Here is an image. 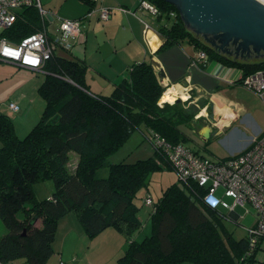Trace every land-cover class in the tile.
Wrapping results in <instances>:
<instances>
[{
    "label": "trees",
    "instance_id": "16d2710c",
    "mask_svg": "<svg viewBox=\"0 0 264 264\" xmlns=\"http://www.w3.org/2000/svg\"><path fill=\"white\" fill-rule=\"evenodd\" d=\"M148 1L159 10L156 31L164 41L161 50L188 43L198 53L205 52L208 62L241 69L242 77L264 69V56L225 55L190 30L175 5ZM47 25L35 5L23 7L14 24L1 30L0 38L20 43ZM59 50L40 68L45 78L38 91L46 105L29 133L20 137L11 118L0 113V218L9 230L0 236V264L21 258L28 264H46L57 253L53 242L59 220L72 211L91 237L110 227L124 233L127 245L118 264H264L257 260L264 234L252 235L254 226L237 238L227 224L239 221H233L224 207H208L202 200L206 190L196 182L167 187L159 201L149 205L151 235L141 241L133 236L143 226L135 201L138 188L148 184L153 170L173 169L157 147V138L186 145L191 137L185 129L196 114L181 100L160 104L167 87L159 81L151 59L131 65L110 94H100L87 84L86 62ZM136 130L151 141L154 155L132 163L111 162L109 157ZM72 158L76 165L70 170ZM103 168L108 169L106 177L99 176ZM50 179L54 192L36 199L34 184Z\"/></svg>",
    "mask_w": 264,
    "mask_h": 264
},
{
    "label": "crops",
    "instance_id": "0c3cea01",
    "mask_svg": "<svg viewBox=\"0 0 264 264\" xmlns=\"http://www.w3.org/2000/svg\"><path fill=\"white\" fill-rule=\"evenodd\" d=\"M40 1L48 11L45 17L47 30L53 38L57 35L63 19L81 20L80 32L70 38L72 47L67 51L86 62V81L92 92L109 94L115 84L127 75L131 65L147 60L150 56L156 71L162 68L165 72L162 84L167 89L177 90L175 100H182V96L186 95L187 98L182 100L187 103L186 108L192 113H195L196 106L199 108L191 122L190 130L194 135L203 137L202 131L206 126L214 136L221 135L231 127L233 130L224 139L241 143L226 144L229 156L246 149L264 132L251 113L246 111L247 107L243 102L230 95L232 92L248 89L240 82L242 70L217 60H210L207 66L202 68L197 60V51L194 49L195 54L191 55L189 50L178 44L161 50L164 41L156 31L157 15L150 10L140 9V0H101L94 6L84 0ZM91 8L95 10L91 15H87ZM100 8L113 10L108 20L100 18ZM5 62L43 74L45 78V72L41 69L24 67L11 61ZM18 100L25 103L21 98ZM160 104H163L162 101ZM212 112L215 114L213 120L210 118ZM237 123L251 130L250 135L247 134L248 130L234 126ZM230 213L229 211L233 221L238 220L235 214L232 216ZM59 226L60 224L58 228ZM146 227L145 225L144 228Z\"/></svg>",
    "mask_w": 264,
    "mask_h": 264
},
{
    "label": "rangeland",
    "instance_id": "374dc122",
    "mask_svg": "<svg viewBox=\"0 0 264 264\" xmlns=\"http://www.w3.org/2000/svg\"><path fill=\"white\" fill-rule=\"evenodd\" d=\"M179 46H184L185 49L189 50L191 55L195 54L192 45L184 43ZM59 49L62 50V48H58V50ZM196 55L198 56V52H196ZM148 59H151L150 56H148ZM43 81V74L27 71L25 68H20L4 60L0 61V113L11 118L14 122L15 130L20 137H24L29 133L44 112L46 102L38 91ZM111 91L112 90L108 93L110 94ZM230 95L234 99H240L243 102L247 107L246 111L251 113L254 120L264 131V100L260 95L249 88L246 91L232 92ZM19 98L25 103L18 100ZM182 100L184 99L182 98ZM11 102L17 105L19 104L21 109L18 111L12 109L10 106ZM198 111L199 108L196 106L194 108L195 114H197ZM234 126L248 130L239 123ZM190 129L191 127L185 129L187 134L191 137L186 145L195 148L202 157L208 160L225 158L228 155L226 146L228 142H236V145L241 143V141L237 142L236 140L229 141L224 139L233 130L231 127L221 133V135H211L206 139L201 135H194ZM251 132V130H248L247 134L250 135ZM233 134L232 132L231 135ZM1 144L0 141V145ZM153 155L154 147L151 141L143 137L140 132L136 130L132 133L130 139L109 157V160L113 163L121 161L132 163L139 159L149 158ZM75 165L76 159L74 160V158H72L69 163V169L72 170ZM107 175L108 169L103 168L99 171V176L106 177ZM176 182H180L176 170L169 166H165L161 169L153 170L149 176L148 184L138 188L135 201L140 206L139 216L143 222V226L141 229L134 232L133 236L138 238L139 241L152 233L151 212L153 211V206L147 205L145 200L152 197L154 203H157L164 190ZM33 188L35 198L44 199L54 192L55 184L53 180L50 179L34 184ZM256 213V209L251 204L237 206L234 214L239 224L233 222H228L227 224L237 238L246 236L247 231L255 226L257 218ZM22 217L23 213L20 212L18 218ZM38 224L40 223L38 222ZM59 224L60 226L57 228L56 239L53 243L54 247L59 252L56 251L57 253L54 254L46 264H61L60 256L65 264H118L119 257L121 253H124V249L127 245L126 237L121 230L116 227H111V229H106L97 236L91 237L85 231L77 213L74 211L63 216L59 220L58 225ZM145 225L147 226L146 228H144ZM8 232L9 230L0 218V236H4ZM257 260L258 263L264 260V242L262 248L258 252ZM9 264L28 263L25 262V259L21 258ZM183 264L193 263L184 262Z\"/></svg>",
    "mask_w": 264,
    "mask_h": 264
},
{
    "label": "built area",
    "instance_id": "2783aa9c",
    "mask_svg": "<svg viewBox=\"0 0 264 264\" xmlns=\"http://www.w3.org/2000/svg\"><path fill=\"white\" fill-rule=\"evenodd\" d=\"M91 1L98 3L101 0ZM259 1L264 4V0ZM32 5L39 9L43 18L47 16L48 11L40 0H0V29L11 27L17 19L18 10ZM139 7L154 14L159 12L148 0H140ZM94 10L92 9L88 15ZM99 10L100 18L105 21L113 13L109 8ZM80 29L81 20L63 19L57 35L52 39L47 29L25 37L20 43H12L1 37L0 59L40 69L57 48L71 49L70 38L78 34ZM197 60L206 65L208 56L202 51L198 53ZM242 84L256 91L264 100V69L242 77ZM10 106L16 111L20 109L19 105L13 102ZM156 143L167 155L181 182H196L198 186L205 188L206 193L202 200L208 207L220 206L234 212L239 205L251 204L256 209L257 221L250 232L255 236L264 234V132L243 151L217 160L205 159L192 147L185 144L172 145L164 138H157ZM146 203L152 205V198H147Z\"/></svg>",
    "mask_w": 264,
    "mask_h": 264
},
{
    "label": "water",
    "instance_id": "95a60500",
    "mask_svg": "<svg viewBox=\"0 0 264 264\" xmlns=\"http://www.w3.org/2000/svg\"><path fill=\"white\" fill-rule=\"evenodd\" d=\"M175 5L186 26L202 36L220 52L235 55V58L251 59L264 56V4L259 0H165ZM229 44L235 46L231 51ZM162 83L165 72L157 70ZM181 99H176L180 101ZM182 101V100H181ZM170 102L163 101L162 103ZM212 112L210 118L213 120ZM206 126L203 137L211 136ZM230 215H234L231 212Z\"/></svg>",
    "mask_w": 264,
    "mask_h": 264
},
{
    "label": "bare ground",
    "instance_id": "6f19581e",
    "mask_svg": "<svg viewBox=\"0 0 264 264\" xmlns=\"http://www.w3.org/2000/svg\"><path fill=\"white\" fill-rule=\"evenodd\" d=\"M177 90L175 88H170L169 90H167L164 95L161 98V101H170V102H174L176 95H177ZM183 99H186L187 96L183 95L182 96Z\"/></svg>",
    "mask_w": 264,
    "mask_h": 264
},
{
    "label": "flooded vegetation",
    "instance_id": "af4514ba",
    "mask_svg": "<svg viewBox=\"0 0 264 264\" xmlns=\"http://www.w3.org/2000/svg\"><path fill=\"white\" fill-rule=\"evenodd\" d=\"M229 47H230L231 51H235V46L233 44H229ZM225 55H229V56H234L235 57V55H230V54H225ZM252 56H253L252 58H256V53L252 52Z\"/></svg>",
    "mask_w": 264,
    "mask_h": 264
},
{
    "label": "clouds",
    "instance_id": "9594fccd",
    "mask_svg": "<svg viewBox=\"0 0 264 264\" xmlns=\"http://www.w3.org/2000/svg\"><path fill=\"white\" fill-rule=\"evenodd\" d=\"M213 203H215V201H213Z\"/></svg>",
    "mask_w": 264,
    "mask_h": 264
}]
</instances>
